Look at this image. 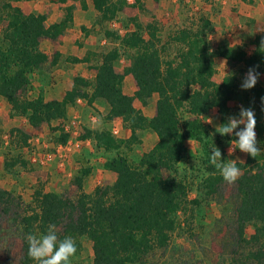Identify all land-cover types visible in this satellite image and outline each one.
I'll return each instance as SVG.
<instances>
[{
    "label": "trees",
    "instance_id": "1",
    "mask_svg": "<svg viewBox=\"0 0 264 264\" xmlns=\"http://www.w3.org/2000/svg\"><path fill=\"white\" fill-rule=\"evenodd\" d=\"M90 1L104 20H112L122 9L123 2ZM72 10V6L66 7L60 22L46 26L44 14H24L20 8L4 4L6 26L3 38L7 48L0 47V97L6 100L14 114L25 117L32 128L64 119L67 106L77 99L86 100L88 105L101 99L109 106L106 119L121 118L130 130V137L122 141L106 132L86 131L83 138H93L98 148L107 151L118 150L121 144L134 143L140 130L153 131L158 141L141 156L137 166H131L121 155L106 162L104 167L115 174V180L110 186L96 187L91 194L82 190L83 180L90 169L73 178L72 185L78 191L74 198L35 190L31 202L24 204L21 197L0 188V226L7 220L17 226L21 240L19 264H36L28 255L26 237L46 234L50 225H55L58 241L71 237L77 249L80 248V238L89 240L92 244L90 264H142L155 250L168 245L176 227V215L188 203L185 184L175 177L164 178L163 171H175L186 151V139L195 140L203 149L207 148L201 117L216 108L221 117L220 124L228 121V102L235 95L237 78L231 74L220 83L213 81L216 68L213 55L205 48L202 31L180 30L172 38L185 46L179 61L163 62L155 28L149 26L152 31H149L147 40L137 31L122 37L105 32L107 38L114 37L125 48L134 51L122 74L115 71L119 53L113 49L101 55V61L95 67L93 84L74 77L71 89L61 101L22 97L29 84V75L48 61L39 48L41 40L55 41L63 35L72 22ZM252 46L250 54L241 46H231L219 48L217 55L264 75V35H256ZM126 75L131 76L136 85L132 97L122 90ZM89 87H92L90 94L87 92ZM250 92L259 103L255 131L257 141H262L264 116L260 103L264 101V79ZM155 94L158 96L155 115L147 119L134 108L133 102L138 100L144 106ZM182 114L186 117L183 118ZM59 130L58 142L65 145L69 136L63 128ZM10 136L14 137L19 148L28 146L29 135L22 129L13 128ZM257 159L262 161L261 165ZM16 162L17 159L13 163L6 161L4 166L10 171ZM236 164L241 169L239 179L232 183L238 196L234 211L236 235L239 242L260 245L255 253L250 252L249 258L264 264V159L247 154L245 163ZM204 165L208 176L203 188L206 195L212 196L229 183L223 180L209 159ZM191 203L198 202L192 200ZM250 223L254 225V233L246 240L244 230Z\"/></svg>",
    "mask_w": 264,
    "mask_h": 264
},
{
    "label": "rangeland",
    "instance_id": "2",
    "mask_svg": "<svg viewBox=\"0 0 264 264\" xmlns=\"http://www.w3.org/2000/svg\"><path fill=\"white\" fill-rule=\"evenodd\" d=\"M68 1L66 3L70 5L77 1L78 7L82 4L80 0ZM113 1L115 3L123 1L122 9L112 20H104L100 14V19L95 20V24L98 25V33L96 34L97 44L94 48L99 51L93 53L92 67L84 69H93L101 61V55L113 49L118 50L119 53V60L114 66L115 71L122 74L129 65V59L134 51L125 48L114 37L107 38L105 32H112L122 37L137 31L142 38L147 40L149 31H152L149 26H152L151 28H155L154 34L158 39L157 45L162 61L178 62L179 55L185 46L174 42L172 38L183 29L196 33L202 31L205 48L213 55L216 68L213 81L220 83L225 76L231 74L237 78L235 95L228 102L227 120L233 116L238 118L241 107L250 108L255 115L257 114L258 101L253 98L250 89L242 88L249 70L253 68H248L242 63L232 64L219 57L217 50L222 47L241 46L248 54L253 51V38L256 35H264V0ZM13 2L17 1L0 0V12L3 16V19L0 20V47L3 50L7 48L3 38V30L6 26L3 8L5 3L12 4ZM59 2V0H49L50 4L56 6ZM66 6L68 5L59 6V8H66ZM90 8H93V5ZM151 8L160 9L155 12ZM102 37H104L102 40H105L104 43L102 42L103 44H101ZM78 55L80 62H74V59L71 62L80 63L77 66L81 69L85 67L81 64L86 60L85 53H78ZM46 64L47 62L41 67L43 71H48L50 68ZM253 70L258 74L257 84H261L264 75L256 69ZM93 72L94 70L90 74ZM86 76H88L87 80H90L91 77L87 74ZM129 77L132 79L131 76ZM30 85L29 80V84L21 96L34 99L35 88L31 90ZM127 91L128 89L125 87L124 92ZM51 96L46 97L47 100ZM53 96L56 95L53 94ZM156 99L158 96L155 94L148 103L154 102ZM136 103L141 104L138 100ZM260 106L262 107L260 111L264 116V101L260 103ZM78 107L73 108L69 116L66 115L64 119L53 120L38 128H32L25 117L14 114L6 100L0 97V188L21 197L24 204L31 202L35 190L44 193L64 194L74 198L78 191L72 185L73 178L81 175L85 169H90L89 175L83 180L82 190L91 194L96 187H107L114 182L110 179L109 170L104 167L106 162L121 155L128 160L131 166H137L141 156L152 149L158 141L154 132L148 129L140 130L137 132L134 143L121 144L118 150L107 151L101 148L102 150L99 152L93 138H88L92 143L83 141L87 139L83 138L86 131L106 132L112 138L122 141L129 139L130 133H128V138H121L120 133L113 132L115 125L106 119L107 115L105 116L97 110L93 111L84 104L78 105ZM146 108L144 114L147 115L149 106ZM70 116L75 118H69ZM220 118L216 108L202 116L201 122L206 132L204 140L207 143V148L203 149L201 144L195 140L186 139L184 141L186 151L181 161L176 164L175 171H163L164 178L170 180L175 177L185 184L188 203L176 215V227L168 245L155 250L144 259L142 264H259L249 258V254L250 252L255 253L260 245L253 242H239L236 235L234 211L238 196L233 184L223 185L212 196L206 195L203 188V182L208 176L204 162L209 159L214 146L221 150L222 159L226 160V163L232 160H235L236 163H245L247 160V153H243L239 149H235L230 154V149L235 147L236 137L234 135L221 136L216 132V128L221 126ZM72 121L75 122L74 125L71 124ZM13 128L24 129L26 133L28 131V146L19 148L14 137L10 136V131ZM60 128H63L65 132L66 129L69 130L68 141L65 144L67 149L63 148L65 145L58 142ZM68 142L70 143L68 144ZM257 146L264 148V140L258 141ZM84 149H90V155L87 153V156L93 159V163H89L84 157H79L84 154L82 152ZM258 157L264 159V152ZM16 159L17 162L8 171L4 166L5 162L13 163ZM256 161L259 165L262 164L260 159ZM90 166L93 167L90 168ZM192 200H197L198 203L192 204ZM253 233L254 225L250 223L244 230V238L249 240ZM79 242L80 248L70 258L71 264H90L92 244L86 238H80ZM20 249L21 240L17 226L8 220L3 221L0 226V264H19Z\"/></svg>",
    "mask_w": 264,
    "mask_h": 264
},
{
    "label": "crops",
    "instance_id": "3",
    "mask_svg": "<svg viewBox=\"0 0 264 264\" xmlns=\"http://www.w3.org/2000/svg\"><path fill=\"white\" fill-rule=\"evenodd\" d=\"M66 2H59L57 6L54 4H50L49 0H29L17 1L12 3L13 6L20 8L24 14H44L46 16V26L58 23L64 18L66 8H59V6L68 5L66 7H69L74 5L72 10V22L70 26L65 30L63 35H61L57 41L43 39L40 42L39 48L48 57L49 62L47 61L46 65H49L50 68L48 71H43V69L40 68L41 70L38 69L36 70L37 72L34 71L29 75V80L31 82V85L29 87L31 88V90H34L35 88V92L33 95L34 99L42 97L45 101H61L65 93L71 89L72 79L74 77L83 79L90 84H93L94 82L96 74L95 67L100 63V61L94 66L93 69L88 68V70L84 68L92 67L91 60L93 53L99 51L94 48V46L97 44L96 34L98 33V25L95 24V20L97 18L100 19L99 13L94 8H90V6L92 5L90 0H80L82 4L79 7L77 6V1L71 3L72 5L67 4ZM86 6L87 8H85ZM158 9L160 8H151V10L155 12ZM92 16L93 19H91ZM103 38L104 37L101 38V44L105 42V40H102ZM82 52L85 53L86 60L81 63L85 65V67H82L80 69L77 66L80 63L75 64L71 61L73 59L78 60L80 58L78 53ZM92 70H94V72L93 74H90ZM86 74L91 77L90 80H87L88 76H86ZM31 78H33L32 81ZM125 87L128 89L127 92H124ZM47 88L49 89L48 91ZM122 90L125 95L131 97L136 91L135 82L129 77V75L124 76L122 82ZM87 92L90 94L92 92V87L87 88ZM53 94H55L56 96L54 97ZM50 95L52 96L47 100L46 97H49ZM152 97L154 98V95ZM156 101L157 99L154 102H147V104L143 106L141 104L139 105L138 103H136V100H134L133 106L136 110H140L147 119H150L155 115ZM83 104L88 108H91L93 111H100L105 116L109 113V106L104 100L97 99L93 101L91 105H88L86 100L77 99L74 104L67 106L66 115L69 116V113L71 112V110H73V108H77L78 105ZM146 106H149V114L147 115L144 114L145 109H147ZM69 118L73 119L75 117L70 116ZM109 122H112L115 125V130L113 129L114 133H120L121 138L129 137L128 133H130V130L124 125L121 118H114ZM22 130L25 132L24 129ZM68 132L69 130L66 129V133ZM90 140L91 139L87 138L83 141H86V143H92V141ZM69 143L70 142H68V144ZM95 147L99 152L102 150L100 148H97V146ZM63 148L67 149L68 147L65 145L63 146ZM89 151L90 149H84V151L82 150L84 154L79 155V157H84L85 160L89 161V163H93V159L87 156L89 154ZM76 157L77 159H79L78 155H76ZM92 167L93 166H90V168ZM108 173L110 174V179L114 181L115 174L109 171Z\"/></svg>",
    "mask_w": 264,
    "mask_h": 264
},
{
    "label": "clouds",
    "instance_id": "4",
    "mask_svg": "<svg viewBox=\"0 0 264 264\" xmlns=\"http://www.w3.org/2000/svg\"><path fill=\"white\" fill-rule=\"evenodd\" d=\"M258 82V74L250 69L242 88L247 90L253 88ZM256 119L253 110L241 107L238 118L233 116L226 123L216 128L221 136L234 135L235 147L230 149V154L235 149L256 158L264 148H259L257 134L255 131ZM222 159L221 150L213 147L209 156V163L219 170L223 180L229 184L235 183L241 174V169L235 160L225 162ZM55 225H50L46 234L39 237L29 234L26 237L28 244V255L36 264H71V257L77 252L76 243L73 238L65 237L58 241Z\"/></svg>",
    "mask_w": 264,
    "mask_h": 264
},
{
    "label": "built area",
    "instance_id": "5",
    "mask_svg": "<svg viewBox=\"0 0 264 264\" xmlns=\"http://www.w3.org/2000/svg\"><path fill=\"white\" fill-rule=\"evenodd\" d=\"M72 125H74L75 124V122L74 121H72V123H71Z\"/></svg>",
    "mask_w": 264,
    "mask_h": 264
}]
</instances>
